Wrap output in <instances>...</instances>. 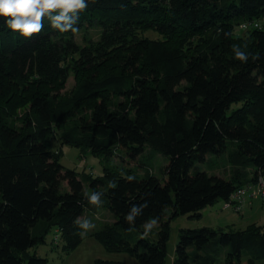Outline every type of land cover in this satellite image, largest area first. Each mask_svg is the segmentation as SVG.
<instances>
[{"label":"trees","instance_id":"trees-1","mask_svg":"<svg viewBox=\"0 0 264 264\" xmlns=\"http://www.w3.org/2000/svg\"><path fill=\"white\" fill-rule=\"evenodd\" d=\"M87 3L75 31L53 29L45 17L40 32L23 37L0 20V264H47L36 248L49 234L64 252L82 242L75 221L100 205L87 202L84 179L60 163L65 146L81 158H140L142 176L114 165L85 180L92 192L106 187L114 217L95 238L138 264H166L169 208L170 219L200 216L264 174V28L236 35L241 23L264 17V0ZM91 28L98 39L78 44L74 34ZM70 74L75 86L63 94ZM228 143L227 178L190 174ZM147 148L168 160L161 180L142 160ZM133 205L139 212L129 223ZM151 220L160 224L157 240L137 239L133 232L146 234ZM244 259H264V226L182 229L171 264Z\"/></svg>","mask_w":264,"mask_h":264},{"label":"rangeland","instance_id":"rangeland-1","mask_svg":"<svg viewBox=\"0 0 264 264\" xmlns=\"http://www.w3.org/2000/svg\"><path fill=\"white\" fill-rule=\"evenodd\" d=\"M251 21V20H250ZM260 24L261 30L264 28V17L260 20H254ZM253 30V29H251ZM100 30L98 28H91L84 31H77L74 34L75 41L83 45L85 41L84 37L96 41L98 39ZM242 32H236V35H242ZM86 40V39H85ZM75 86V81L73 76L70 74L66 81L65 89L62 91L63 94L69 93ZM235 108V107H232ZM25 109L18 111V114L23 113ZM234 145L228 143L226 153L222 156L213 157L209 156L204 162L196 163L192 168L190 174L194 172H205L208 175H217L219 177L227 178L229 175L228 167V157L233 152ZM79 151L76 148L65 146L63 147V157L60 163L68 169H74L80 178H83V185L85 187V193H92L85 181L86 176L99 177L103 175V168L114 167L119 170L122 167L125 168H137L138 174L142 176V169L139 165L140 158L130 162L124 161L120 157L116 156L113 158L105 159L102 156H93L89 153L85 154V157H79ZM144 163L153 168L154 177L162 179L163 168L166 166L168 160L163 155L157 153L156 151L147 148L144 152L143 159ZM122 166V167H121ZM135 170V169H134ZM137 171V170H136ZM251 184V183H250ZM67 185L63 184L62 191L67 189ZM246 186V185H245ZM106 187L100 186L98 192H105ZM174 199V196H173ZM106 198L101 196L100 207L98 211L93 215L87 214V207H84V212L80 217V221L88 220L94 227L83 231L82 242L76 246L74 249L64 252L59 243H53L51 246V240L54 238L53 235L49 234L46 236V243L39 245L36 248V254L39 257L46 258L47 264H94L97 259L120 262L122 264H138L135 257L127 252H109L101 245L95 234L104 230L108 225L114 223V217L111 215L109 210L105 207ZM223 200H218L213 205L208 206L200 211V216H193L191 214L179 215L177 217L171 218V208L167 210V215L164 218V222L168 221L169 224V240L167 242L166 251L167 258L166 264H171L175 247L179 241V233L182 229L196 230L204 227L216 229L217 227L230 226L235 229H244L251 223H257L264 226V206L262 201L258 198L252 199L248 195L245 196V206H243L240 212H236L232 209H223ZM250 204V205H249ZM90 210V209H88ZM148 230L146 234L137 235L133 232V235L138 239L140 237L150 238L152 240H157L158 232L160 230V224L158 223H148ZM246 264V260L242 262ZM256 264H264V259H260Z\"/></svg>","mask_w":264,"mask_h":264},{"label":"clouds","instance_id":"clouds-1","mask_svg":"<svg viewBox=\"0 0 264 264\" xmlns=\"http://www.w3.org/2000/svg\"><path fill=\"white\" fill-rule=\"evenodd\" d=\"M87 7V0H0V20L7 29L23 37H30L40 32L44 27L42 21L45 17L53 29L60 32L75 31L74 25L79 20V13ZM236 58L246 61L248 57L244 52L237 51ZM85 195L89 204L100 205L102 193L92 192ZM137 212L139 209L133 205L131 213L125 217L126 221L131 223ZM75 223L85 230L94 227V224L88 220L77 219ZM150 223H154V220Z\"/></svg>","mask_w":264,"mask_h":264},{"label":"built area","instance_id":"built-area-1","mask_svg":"<svg viewBox=\"0 0 264 264\" xmlns=\"http://www.w3.org/2000/svg\"><path fill=\"white\" fill-rule=\"evenodd\" d=\"M251 29H260V24L254 20L245 21L239 25L236 32H245ZM246 195L252 199H260L264 206V174H259L254 183L247 184L246 186L237 189L234 193H232L230 197L224 201L223 209H232L236 212H240L243 206H245Z\"/></svg>","mask_w":264,"mask_h":264},{"label":"crops","instance_id":"crops-1","mask_svg":"<svg viewBox=\"0 0 264 264\" xmlns=\"http://www.w3.org/2000/svg\"><path fill=\"white\" fill-rule=\"evenodd\" d=\"M249 205H250V204H249ZM87 214L92 216V212H91V210H88V209H87Z\"/></svg>","mask_w":264,"mask_h":264}]
</instances>
